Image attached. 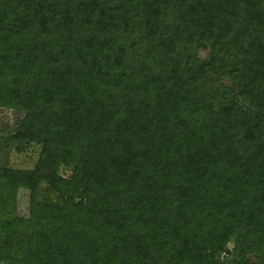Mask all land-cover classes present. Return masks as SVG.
Instances as JSON below:
<instances>
[{
	"label": "trees",
	"instance_id": "obj_1",
	"mask_svg": "<svg viewBox=\"0 0 264 264\" xmlns=\"http://www.w3.org/2000/svg\"><path fill=\"white\" fill-rule=\"evenodd\" d=\"M3 109L0 264H264V0H0Z\"/></svg>",
	"mask_w": 264,
	"mask_h": 264
},
{
	"label": "rangeland",
	"instance_id": "obj_2",
	"mask_svg": "<svg viewBox=\"0 0 264 264\" xmlns=\"http://www.w3.org/2000/svg\"><path fill=\"white\" fill-rule=\"evenodd\" d=\"M198 53L200 57H205L207 55L206 50H199ZM20 117L21 113L17 110H1L0 131L8 133L9 130L13 129L15 124H17ZM39 150L40 146L35 144L27 146L22 151L17 150L15 146L7 149L0 142V164L9 165L15 168H32L37 161ZM40 196H45L48 199L55 198L52 192L45 188H43L40 192ZM26 197L27 192L23 190L18 192V205L20 204L19 211L22 214L27 213V202L25 200Z\"/></svg>",
	"mask_w": 264,
	"mask_h": 264
}]
</instances>
